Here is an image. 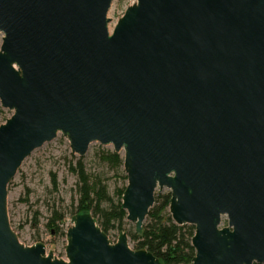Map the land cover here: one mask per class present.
Masks as SVG:
<instances>
[{"label":"water","instance_id":"water-1","mask_svg":"<svg viewBox=\"0 0 264 264\" xmlns=\"http://www.w3.org/2000/svg\"><path fill=\"white\" fill-rule=\"evenodd\" d=\"M0 0V264H162L75 213L67 261L13 231L8 186L62 134L123 154L126 220L143 234L156 192L195 227L192 264H264V0ZM227 226L223 227V219Z\"/></svg>","mask_w":264,"mask_h":264},{"label":"rangeland","instance_id":"rangeland-1","mask_svg":"<svg viewBox=\"0 0 264 264\" xmlns=\"http://www.w3.org/2000/svg\"><path fill=\"white\" fill-rule=\"evenodd\" d=\"M132 2L134 1L114 0L112 2L107 15V18L111 20L110 33ZM2 43L3 35L0 33V49ZM3 112L0 125L13 115V112L9 110L3 109ZM103 150H113V148L93 143L85 156L74 155L69 141L60 133L52 142L35 150L23 162L8 186L7 198L10 225L21 244L26 247L43 244L47 256L52 252V256L56 259L67 261L66 234L72 226L71 218L78 200V163L82 162L86 172L92 178L97 177L103 180L110 196L115 200H117L116 192L127 186V181L123 179V176H126L124 168L115 170L104 163L100 158V152ZM167 193L170 191L164 188L162 191L158 190L156 196ZM53 211H57L65 218L63 224L57 225L61 231L48 226ZM222 226H227L226 218L223 219ZM133 227L126 220L123 230L110 231L108 237L111 243L115 244L120 233H128ZM129 247L136 250L134 243L130 240Z\"/></svg>","mask_w":264,"mask_h":264},{"label":"trees","instance_id":"trees-1","mask_svg":"<svg viewBox=\"0 0 264 264\" xmlns=\"http://www.w3.org/2000/svg\"><path fill=\"white\" fill-rule=\"evenodd\" d=\"M3 114V109L0 106V118ZM100 158L112 169L123 168V157L113 150L101 151ZM78 167V200L73 215L75 213H91L107 235L113 229L123 230L127 213L122 209V197L126 187L116 192L117 200H115L110 196L108 187L103 180L88 175L82 162L78 163ZM123 179L127 181V176H123ZM170 200L171 193L156 196L155 204L144 223L143 234L137 235L133 227L127 233L128 237L134 243L136 250H148L162 264H192L196 255L192 246L195 227L191 225L178 226L174 223L169 213ZM64 220L62 214L53 211L48 226L61 231L57 225L63 224Z\"/></svg>","mask_w":264,"mask_h":264}]
</instances>
